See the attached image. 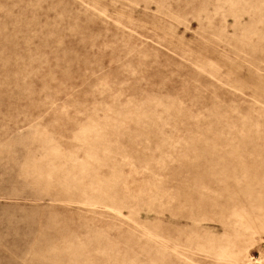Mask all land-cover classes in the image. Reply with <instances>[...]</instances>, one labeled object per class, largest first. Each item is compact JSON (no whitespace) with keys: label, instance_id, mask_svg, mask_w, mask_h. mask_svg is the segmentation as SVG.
I'll return each instance as SVG.
<instances>
[{"label":"rangeland","instance_id":"374dc122","mask_svg":"<svg viewBox=\"0 0 264 264\" xmlns=\"http://www.w3.org/2000/svg\"><path fill=\"white\" fill-rule=\"evenodd\" d=\"M0 264H264V0H0Z\"/></svg>","mask_w":264,"mask_h":264}]
</instances>
